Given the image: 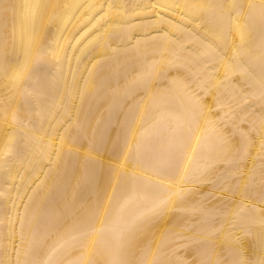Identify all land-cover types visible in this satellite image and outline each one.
Wrapping results in <instances>:
<instances>
[{"label": "bare ground", "instance_id": "bare-ground-1", "mask_svg": "<svg viewBox=\"0 0 264 264\" xmlns=\"http://www.w3.org/2000/svg\"><path fill=\"white\" fill-rule=\"evenodd\" d=\"M0 264H264V0H0Z\"/></svg>", "mask_w": 264, "mask_h": 264}]
</instances>
